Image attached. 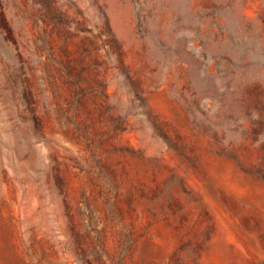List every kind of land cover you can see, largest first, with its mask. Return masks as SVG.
Returning a JSON list of instances; mask_svg holds the SVG:
<instances>
[{
  "label": "rangeland",
  "instance_id": "1",
  "mask_svg": "<svg viewBox=\"0 0 264 264\" xmlns=\"http://www.w3.org/2000/svg\"><path fill=\"white\" fill-rule=\"evenodd\" d=\"M0 264H264V0H0Z\"/></svg>",
  "mask_w": 264,
  "mask_h": 264
}]
</instances>
